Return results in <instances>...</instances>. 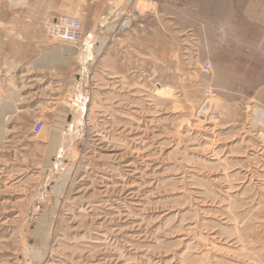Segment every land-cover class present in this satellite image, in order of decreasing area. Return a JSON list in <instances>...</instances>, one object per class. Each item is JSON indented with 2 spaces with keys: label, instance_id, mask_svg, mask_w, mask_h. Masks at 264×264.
I'll return each instance as SVG.
<instances>
[{
  "label": "rangeland",
  "instance_id": "1",
  "mask_svg": "<svg viewBox=\"0 0 264 264\" xmlns=\"http://www.w3.org/2000/svg\"><path fill=\"white\" fill-rule=\"evenodd\" d=\"M32 1L0 23L45 24ZM101 2L61 14L97 31ZM110 4L133 7L124 75L45 31L43 130L0 116V264H264V0Z\"/></svg>",
  "mask_w": 264,
  "mask_h": 264
},
{
  "label": "crops",
  "instance_id": "2",
  "mask_svg": "<svg viewBox=\"0 0 264 264\" xmlns=\"http://www.w3.org/2000/svg\"><path fill=\"white\" fill-rule=\"evenodd\" d=\"M22 1L18 4L10 3L7 0L5 7H36L32 0ZM101 1L103 20L97 31L96 29L85 31L90 36L88 43L93 48L91 44L93 38H99L98 43H96L97 45L100 44L97 47V52L107 53V56L105 54L102 58V62H107V65L104 64V68L110 74L124 75L123 59L119 54L112 55L111 52L120 50L121 42L124 40L121 37L125 31L123 28H126L127 31L132 22L129 19L125 23L123 21L131 16L133 7H106L111 6L112 0ZM78 5L87 12L90 7H94V0H41V18L56 19L63 15L61 14L62 10L70 14L76 13L79 9ZM0 27L5 28L8 34L11 33V36L6 37L7 45L13 42L36 46L32 52L23 48L21 51L13 50L12 52L0 53V59L6 60V63L0 67V108L13 109L12 111L1 112L2 122L31 121L34 124L41 122V57L47 54V51H41V44L43 45L45 42L43 23L41 22L39 25L27 20H5L0 23ZM82 48L84 46L78 47L73 44L60 43L56 44V51L53 54L58 53L64 59L66 57L78 59L79 57V60L81 58L87 60L85 53H82ZM113 66L114 69L110 70ZM23 112L29 114V119H13L19 117Z\"/></svg>",
  "mask_w": 264,
  "mask_h": 264
},
{
  "label": "built area",
  "instance_id": "3",
  "mask_svg": "<svg viewBox=\"0 0 264 264\" xmlns=\"http://www.w3.org/2000/svg\"><path fill=\"white\" fill-rule=\"evenodd\" d=\"M48 37L58 41L78 45L85 40V30L82 22L77 17L59 16L56 19H49L43 24ZM205 72L211 70V65L208 63L204 67ZM209 92L207 96H210ZM34 130L40 134L43 130V123L37 122L34 125Z\"/></svg>",
  "mask_w": 264,
  "mask_h": 264
},
{
  "label": "bare ground",
  "instance_id": "4",
  "mask_svg": "<svg viewBox=\"0 0 264 264\" xmlns=\"http://www.w3.org/2000/svg\"><path fill=\"white\" fill-rule=\"evenodd\" d=\"M145 137V136H144ZM141 143V142H140ZM118 157V156H117Z\"/></svg>",
  "mask_w": 264,
  "mask_h": 264
}]
</instances>
